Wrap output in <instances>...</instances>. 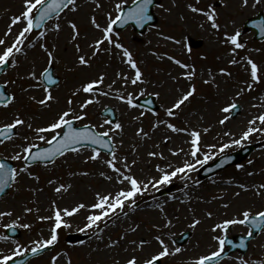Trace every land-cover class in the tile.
<instances>
[{
	"label": "snow or ice",
	"instance_id": "obj_1",
	"mask_svg": "<svg viewBox=\"0 0 264 264\" xmlns=\"http://www.w3.org/2000/svg\"><path fill=\"white\" fill-rule=\"evenodd\" d=\"M84 3L92 8V14L88 17V23L92 29V38L89 33L82 37L80 25L75 19ZM23 0L22 10L18 15L10 18L6 30L0 35V77L15 70L3 83H0V110H11V116L7 122L0 124V145L11 142L13 151L10 156L0 155V196L6 194V190L16 188L21 181L27 177L29 180L40 182V175L34 169H54L58 161L67 163L68 158H81L84 164H98L101 170L98 175L102 177L107 186L103 189L93 190V200L86 202L77 200L71 205L61 206L59 201L69 193L74 184L71 182L76 177H87L89 171L72 170L67 172L68 180L63 176L49 178L47 184L52 187L55 198L51 199L46 211L48 215H39V207L22 206L20 214L10 223L3 225L6 231L15 232L17 229L31 230V223H21L25 216L36 213V219L42 223L49 222L48 235L33 239L30 244L24 245L19 241H10L8 235L0 234V242L14 243L9 250H0V264H27L26 256L36 257L46 250L55 249L60 243L62 230H70L74 226L76 217H83L82 224L76 226V231L88 236L89 240L96 239L104 243L105 249L121 250L125 255L123 264H164L166 258L181 253V247H170L177 243L173 239L175 233L171 231L175 227L173 218L167 212L170 200H176L175 195L169 196L161 201L157 196L163 190L168 189L176 183L182 184L180 191L183 193L181 203L191 199L188 195L190 188L200 186V180L194 178V173H199L210 161L220 157L217 167L222 166L231 159L227 150L232 148H245L252 143L254 137H264V95H258L251 104L257 111L249 113L244 127L239 132H233L227 125L233 119V114L242 110L238 102L247 94L256 90V87L264 83V65L258 64L250 55L241 54L247 49V44L242 40V32L239 29L228 30L227 25L219 23L220 13L215 3L201 6L202 0H190L185 4L187 12L200 19L199 27L210 30L215 37L216 43L224 49L227 54V63L231 66H239L246 78L242 84H238L231 97L218 106L216 123L224 129L215 137V143H205L204 137L212 129L210 126L196 128L187 125L181 127L172 121L179 120L181 113L187 108L193 98L196 97L198 88L194 82L197 78V69L194 64H189L168 52L153 50L151 55L160 61H170L175 66L176 74L169 71L175 87L176 95L168 106H162L164 116L152 107L153 97L159 99V91L149 92L144 85L149 81L145 77L140 62L134 53L121 42L120 32L117 26L123 29L129 25H135L141 29L151 25L154 19L152 8L161 9L163 12L171 13L172 8L166 7L164 3H156L155 0H111V7L105 9L103 0ZM175 4V0H173ZM264 5V0H240L241 8H257ZM102 12L104 21L97 19V13ZM186 17L181 16V19ZM260 35L264 36V19L253 22ZM157 36L162 41L170 42L181 47V51L191 56L192 48L188 43L189 37L184 35L177 38L165 34L161 25H155ZM67 28L68 40L72 44L75 54L73 67L67 71H78L91 69L98 60L107 59L103 71L97 72L95 76H89L78 82L71 92L65 97L64 107L61 108L53 118L46 124L34 123V117L28 118L18 107L19 100L16 93L9 92V85L18 81H30L27 87L21 85V92L31 93L33 90L40 91L39 98L29 95V100L38 105L41 111L51 110L54 104H59L60 99L54 94L61 87V80L56 75L54 65L61 63L58 56L59 45H49L48 37L55 36L57 39ZM15 29V31H14ZM81 39L87 41L82 46ZM151 44V41H148ZM39 50L43 54V63L39 58L33 57L29 61L30 52ZM260 51V49H255ZM206 59V57H202ZM116 62V69L111 78L106 70ZM28 62L29 67L21 74L19 69ZM207 78L203 79L204 85H213L219 89L216 83L217 73L211 68L204 70ZM220 76L232 78L233 73L226 67L219 69ZM187 82L185 87L181 82ZM143 97V103L139 99ZM101 98H108L120 102L126 106L133 122L137 126L133 133V143L130 145L132 157H136L140 145L152 139L150 132L142 126L143 118L149 114L156 117L150 131L155 133L163 128L166 134L162 143L169 144L179 137L183 146H173L164 151L149 150L147 156L153 160L163 161L153 166V173L145 174L143 169L137 171L138 160L129 158V154H121L125 144V125L115 117L114 109L104 107L99 113L104 119L92 122L89 119L90 112L95 113L96 106L101 105ZM132 110H138L133 112ZM203 117L200 120L203 121ZM21 129L27 132L21 133ZM30 133V135L28 134ZM138 138V142H137ZM224 138H227L226 140ZM159 143H154L153 148H160ZM12 162H16L15 164ZM252 160L248 161L251 165ZM238 170L244 169V165H237ZM246 171L251 177L256 175L253 171ZM225 183L231 185L234 182L227 180ZM241 191H252L254 196L264 202V182L259 185H247L238 183L236 185ZM34 192L43 191L42 188L32 189ZM235 196L241 195L240 191ZM223 199V197H213ZM141 201L157 212L159 222L153 223L149 229L150 239L141 237L129 239L141 230V224L132 221L119 234L117 239L110 236L105 240V234L111 228L117 227L119 221L131 220ZM35 203V201H33ZM223 208L230 207L224 203ZM191 211V209H190ZM14 209L0 210V221L5 217H13ZM208 219L213 217V212L205 213ZM178 219V217L176 218ZM202 223L201 219H192L188 225L190 229H196ZM244 226L247 236L241 239L238 245L233 244L229 238V231L235 226ZM168 231H165V230ZM210 233L212 241H215V250L192 259L189 264H219L221 259L227 255L226 246L247 248L246 240L252 238L256 233H264V206L257 210L252 207L238 209V215L215 222ZM81 245L86 241L80 240ZM155 246V251L149 249ZM72 264L68 251H60L52 255L49 264ZM113 264H121L114 259ZM236 264H264V257L245 258V255L236 257Z\"/></svg>",
	"mask_w": 264,
	"mask_h": 264
},
{
	"label": "rangeland",
	"instance_id": "obj_2",
	"mask_svg": "<svg viewBox=\"0 0 264 264\" xmlns=\"http://www.w3.org/2000/svg\"><path fill=\"white\" fill-rule=\"evenodd\" d=\"M84 3V0H81ZM190 0H159V3H164L166 7H171L172 12L166 13L161 9L155 8V14L159 21L157 25H161L165 34L173 35L180 38L184 35L190 39H199L204 43L198 48L192 49L191 56L181 51V47L173 45L170 42L162 41L157 36V28L149 29L145 34L139 35L133 31L132 28H127L125 31L120 32L121 42L124 43L134 53L136 59L140 62V66L144 71L145 77L149 81L144 85L149 92L159 91L161 97L156 99L158 111L160 116H164V110L162 106H168L171 100L176 95L175 87L171 78L168 76L169 71H172L173 75L176 74L175 66L170 61H160L156 57L151 55L153 50L158 52H168L170 55L176 56L186 63L194 64L197 69V78L195 83L198 88V92L195 98H193L191 104L185 108L181 113L179 120L172 122L178 123L179 126H185V123L189 126L202 128L204 126H210L211 131L205 135V143H215V137L218 133L222 132L221 126L216 123L218 115V106L223 104L229 99L232 93L236 90L238 84H242L246 78L244 72L239 66H231L227 63V54L223 48H221L215 40V37L211 34L210 30L201 29L199 27L200 19L195 18L193 14L189 13L185 9V4ZM253 0H250V4ZM105 9L111 7V0H103ZM208 3H215L219 13V23L221 25H227L228 30L239 29L242 32V40L247 44L245 52L241 53L250 55L258 64L264 65V41L257 42L254 40V34L252 32L244 31V23L251 17H254L258 12H264V5L257 8H241L240 0H202L201 6H205ZM23 0H0V35L6 30L10 18L14 15H18L22 10ZM92 8L88 3H84L80 12L75 14V19L80 25L81 35L87 32L89 33V39L92 38V29L88 23V17L92 14ZM181 16L186 17L181 19ZM97 19L103 23L104 17L102 12L97 13ZM15 31V29H14ZM69 30H65L60 34L57 39L55 36L50 35L48 37L49 45L57 43L59 45L58 56L61 59V63L54 65L57 77L61 80V87L55 91L54 94L60 99L59 104H54L53 108L49 110L41 111L39 106L32 103L29 100V95H36L38 98L41 95L40 91L33 90L31 93L21 92V85L27 87L30 81H18L14 85H9L8 91L15 92L19 104L20 110L28 117L35 118L34 123L38 125L46 124L53 116L63 108L65 97L71 92L72 88L78 85V82L89 76H95L97 72L103 71L104 65L108 63L107 59L98 60L94 63L91 69L67 71V68L73 67L75 61V54L72 44L68 40ZM151 41V44L148 41ZM82 46L86 45L87 41L81 39ZM260 49V51H255ZM39 58L40 63H43V54L39 50H33L30 52L29 61L33 58ZM206 57V59H202ZM29 67L28 62L19 69L23 74ZM116 62L113 61L112 67L106 69L109 72L111 78L112 72L116 69ZM226 67L233 73L232 78L220 76L219 69ZM206 68H211L214 73H217L216 83L219 84V89L213 85H204L203 79L207 78V73L204 71ZM15 70H10L9 73L0 78V83L8 78L9 75H13ZM187 87V82H181ZM258 95H264V83L259 84L256 90L252 93L245 94L240 101L242 110L233 116L232 121L229 122L227 128L233 132H239L244 127L247 119L250 118L249 113H254L257 110L251 107V104L256 102L255 97ZM143 98V97H141ZM102 103L96 106L95 113L90 112L89 119L92 122H96L97 119L102 121L104 117L99 115L104 107H112L117 115V118L125 125V144L121 149V154H129V158H136L138 160L137 171L143 169L145 174L153 173V166L156 163H164L163 161L153 160L147 156L149 150L164 151L165 155H168L167 149L173 146H183L179 137H175L173 142L169 144L162 143L163 136L166 134L174 135L171 133H165L163 128L157 130L155 133L150 131L151 125L156 117L151 114L145 116L142 121V126L145 130L150 132L152 139L144 141L139 148V152L136 157H132L130 145L133 143V133L137 126L136 122H133L131 115L128 113L126 106L120 102L111 100L108 98H101ZM11 110H0V124L8 121L11 116ZM137 112L138 110H132ZM203 117V121L200 120ZM184 121L185 123H180ZM27 132L26 129H21V133ZM30 135V133H28ZM225 140L227 138H224ZM138 142V138H137ZM154 143H159L161 146L158 149L153 148ZM258 145V148L254 154L244 163V169H239L237 166L225 169L212 178L201 180L198 178V173H194L193 177L200 180V186L197 188H190L188 195L191 197L186 203H181L183 199V193L180 191L182 184L176 183L169 186L168 194L164 196H157L161 201L167 199L171 195L177 197L176 200H170L167 205V212L170 218H173L175 227L171 229L175 235L174 240L180 239L184 233H189V239L183 244L171 245L170 247H181V253L176 256L166 258L164 264H189V262L198 257L199 255L207 254L208 252L215 250V241L211 239L210 228L215 223L222 219H227L238 215V209L244 207H252L253 210H257L264 206V202L259 197L254 196L252 191L243 192L236 185L238 183H244L247 185H259L264 182V137H254L251 144ZM241 148H232L227 150V153L238 151ZM13 151V145L11 142L5 145H0V155L10 156ZM218 158V157H217ZM83 157L77 159L68 158L67 163L58 161L57 166L52 169L36 168L35 173L40 175L41 179L39 184L29 180L25 177L16 188H12L9 194L0 199V210L14 209L15 214L13 217H5L0 221V234H6V230L3 225L10 223L16 218V214H20L22 206L27 204L29 207H39L41 209L39 215H48L46 211L51 199L55 198L52 187L47 184L49 178H56L57 176H63L64 180H68L67 172L76 171H89L91 174L87 177H76L71 182L74 184L73 189L64 195V198L59 201L61 206L71 205L77 200H83L91 202L93 200V190L103 189L107 186V182L98 175L101 170L98 164H84L82 163ZM252 160L251 165L248 161ZM210 161L209 163H211ZM14 164L16 162H13ZM253 171L256 173L254 176H247L246 171ZM227 180H232L234 183L229 185L225 183ZM36 187L42 188L43 191L34 192L32 189ZM240 191L239 197L235 196V192ZM223 197V199H213V197ZM35 201V203L33 202ZM224 203H229L230 207L225 209L222 207ZM191 209V211H190ZM213 212V217L208 219L205 215L206 212ZM37 214L34 212L24 217L21 223H31L33 225L31 230L17 229L19 235L17 237H9L10 241H19L21 244L28 245L33 239L41 238L43 232L44 237L48 235L49 222H40L36 219ZM201 219L202 223L197 226L196 229L188 228V225L192 222L193 217ZM178 217V219H176ZM74 219V226L70 230H62L60 243L55 249L44 253L42 256L30 260L27 264H49L50 257L60 251H68L72 264H113L114 259H118L123 264L124 253L117 250L105 249L104 243L96 239L89 240L88 236L76 231V226L82 224L83 217H76ZM135 221L141 224V230L134 236H130L129 239H139L141 237L150 239L149 229L153 223L159 222L157 212L150 208L148 204L141 201L137 211L131 214V220L119 221L118 226L111 228L105 234V240L110 236L112 239H117L119 234L123 231L129 223ZM165 231H168L167 229ZM75 234L81 235L82 239H77L75 242L68 240V235ZM247 236V229L244 226H235L229 231V237L235 236ZM80 240L86 241L81 245ZM14 246V243L0 242V250H9ZM155 251V246L149 249ZM239 253H234L227 257L225 260L219 262V264H236V257L240 256ZM260 258L264 257V233H260L249 244L248 252L245 254V258ZM63 264V262H58Z\"/></svg>",
	"mask_w": 264,
	"mask_h": 264
},
{
	"label": "water",
	"instance_id": "obj_3",
	"mask_svg": "<svg viewBox=\"0 0 264 264\" xmlns=\"http://www.w3.org/2000/svg\"><path fill=\"white\" fill-rule=\"evenodd\" d=\"M151 23H152V22H151ZM145 27H146V26H145ZM142 30H144V28H143ZM250 150H252V148H250V149H246V150H244V151H242V152H240V153L233 154V155L229 156V157H231V159L227 160V162H226L225 164H223L222 166L217 167V164L219 163V160H220V159H219L217 162H215V163L212 164L211 166H209V167H207L206 169H204V171H203V173H202V176H203V177H206V176H209V175H213V174L216 173L218 170H221V169L227 167L228 165L238 163L240 160H242V159L244 158V156H246V155L249 154ZM7 192H8V190H6V193H7ZM0 197H2V196H0ZM255 235H256V234H254V236H255ZM254 236H253V237H254ZM248 240H249V239L246 240V243L248 242ZM235 245H238V244H235ZM232 248L235 249V248H239V247H232ZM243 251H246V248H243ZM227 255H228V253H227ZM30 257H32V256H28L27 259L30 258ZM223 258H224V257H223ZM27 259H25V260H27Z\"/></svg>",
	"mask_w": 264,
	"mask_h": 264
}]
</instances>
